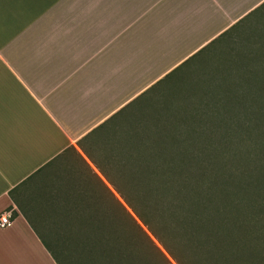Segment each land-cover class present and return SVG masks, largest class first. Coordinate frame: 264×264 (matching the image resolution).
<instances>
[{
    "label": "crops",
    "instance_id": "1",
    "mask_svg": "<svg viewBox=\"0 0 264 264\" xmlns=\"http://www.w3.org/2000/svg\"><path fill=\"white\" fill-rule=\"evenodd\" d=\"M263 3L0 0V264H58L61 194L116 193L96 130Z\"/></svg>",
    "mask_w": 264,
    "mask_h": 264
},
{
    "label": "trees",
    "instance_id": "2",
    "mask_svg": "<svg viewBox=\"0 0 264 264\" xmlns=\"http://www.w3.org/2000/svg\"><path fill=\"white\" fill-rule=\"evenodd\" d=\"M96 131L116 193L61 194L71 264L72 227L83 264H264V3ZM103 195L117 221L89 220Z\"/></svg>",
    "mask_w": 264,
    "mask_h": 264
},
{
    "label": "rangeland",
    "instance_id": "3",
    "mask_svg": "<svg viewBox=\"0 0 264 264\" xmlns=\"http://www.w3.org/2000/svg\"><path fill=\"white\" fill-rule=\"evenodd\" d=\"M213 50H215V48H213ZM197 60H200V59H197ZM197 63H198V61H196L193 64H197ZM190 66H192V64ZM189 67H187L184 70L179 71L177 73L176 77H174L173 80H176L177 77H181L182 74H184ZM196 67L197 66H194L192 70H194ZM126 188H127V186H125V189ZM96 190L97 191L100 190L98 186L96 187ZM89 201L91 202V200H89ZM93 203L97 204V200H93ZM101 205L103 207L102 211H97V206H91L90 208L86 209L87 212H93V214H94L93 216H91V218L89 220H100L99 212L102 213V215H100L102 217V220L107 222V223H109V222H111L113 220L114 221L118 220L116 203L114 201H112V199L109 196L103 195L102 200H101ZM64 206H65V204H64ZM68 232H69V234H66V237H65L66 240L64 242H60L58 244L61 246V249H63L65 251L66 254L73 255V256H70L69 258L74 262V264H83V263H81V261L78 258L79 257L78 256L79 252L81 251V249L78 248V246H77V242L80 239L79 231L76 230L74 227H72V230L69 228ZM48 244L55 251L56 255L58 256V260L60 261L61 264H71L68 261V259L65 256H63V253L58 250V248L56 247L55 243H48ZM156 264H164V263H162V262L158 263L157 262Z\"/></svg>",
    "mask_w": 264,
    "mask_h": 264
},
{
    "label": "built area",
    "instance_id": "4",
    "mask_svg": "<svg viewBox=\"0 0 264 264\" xmlns=\"http://www.w3.org/2000/svg\"><path fill=\"white\" fill-rule=\"evenodd\" d=\"M12 211H5L0 215V227L5 228L12 224Z\"/></svg>",
    "mask_w": 264,
    "mask_h": 264
}]
</instances>
